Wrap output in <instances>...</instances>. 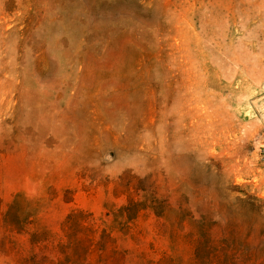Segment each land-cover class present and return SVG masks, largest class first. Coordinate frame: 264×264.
<instances>
[{
	"label": "rangeland",
	"instance_id": "rangeland-1",
	"mask_svg": "<svg viewBox=\"0 0 264 264\" xmlns=\"http://www.w3.org/2000/svg\"><path fill=\"white\" fill-rule=\"evenodd\" d=\"M0 264H264V0H0Z\"/></svg>",
	"mask_w": 264,
	"mask_h": 264
}]
</instances>
